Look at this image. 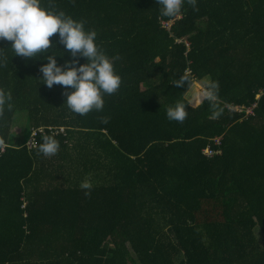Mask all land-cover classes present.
Here are the masks:
<instances>
[{
  "label": "trees",
  "instance_id": "obj_1",
  "mask_svg": "<svg viewBox=\"0 0 264 264\" xmlns=\"http://www.w3.org/2000/svg\"><path fill=\"white\" fill-rule=\"evenodd\" d=\"M51 4L97 32L122 83L79 116L39 80L46 59L0 41V264H264V0L171 18L156 0ZM184 72L190 88L173 82ZM203 80L219 84L215 107L187 99ZM177 101L191 104L182 123L166 116ZM46 135L55 155L38 150Z\"/></svg>",
  "mask_w": 264,
  "mask_h": 264
},
{
  "label": "clouds",
  "instance_id": "obj_2",
  "mask_svg": "<svg viewBox=\"0 0 264 264\" xmlns=\"http://www.w3.org/2000/svg\"><path fill=\"white\" fill-rule=\"evenodd\" d=\"M160 5L159 13L162 17H177L181 14L185 4L197 8V0H156ZM58 34L56 46L50 37ZM7 40L15 56L24 58L46 59L40 67L42 73L39 80L48 88L54 85L64 87L66 102L64 104L71 112L86 116L92 111H103L105 97L115 94L121 87L122 77L116 70L113 58L109 57L97 41V32L86 28L85 22L67 14L64 10L55 9L51 0L48 4L43 0H0V41ZM3 48V47H0ZM60 49L61 54H54ZM69 53L73 59L63 65L58 63L57 56ZM86 58V63H80L79 58ZM5 58L0 55V66ZM176 86L188 82L192 86L190 74L184 72L178 80L173 81ZM72 89V91H69ZM219 84L216 81L206 82L200 95L212 107L218 101ZM12 97L0 90V108L7 105L11 110ZM190 103L177 101L166 109L169 121L184 122L188 116ZM220 111H214L212 118H218ZM107 123V118L104 119ZM60 144L54 135L43 137L39 145V152L45 156L55 155ZM89 189L90 185H81ZM86 195L89 193L86 191Z\"/></svg>",
  "mask_w": 264,
  "mask_h": 264
},
{
  "label": "rangeland",
  "instance_id": "obj_3",
  "mask_svg": "<svg viewBox=\"0 0 264 264\" xmlns=\"http://www.w3.org/2000/svg\"><path fill=\"white\" fill-rule=\"evenodd\" d=\"M206 82H208V80H203L202 82L201 81L200 82H196L194 84V86L192 87V89L189 91L187 99L192 102L196 98V96L199 94V92L202 91V89L205 88ZM260 98H262V96L258 97V99H260ZM22 126H23V122L22 121L20 123H17L16 127L14 128V132L16 133V135H18L19 133H22V131H23ZM21 136H22V134H21ZM33 136L35 137L36 135L33 134ZM33 141H35V138L30 139L28 145L32 144Z\"/></svg>",
  "mask_w": 264,
  "mask_h": 264
},
{
  "label": "built area",
  "instance_id": "obj_4",
  "mask_svg": "<svg viewBox=\"0 0 264 264\" xmlns=\"http://www.w3.org/2000/svg\"><path fill=\"white\" fill-rule=\"evenodd\" d=\"M168 26V25H167ZM35 135H37V133L35 134ZM35 138V137H34ZM38 146V143L36 142V138H35V141H33V143L32 144H30V147L31 148H35V147H37ZM206 153H209L210 155H212V154H214V151L211 149V148H207L206 149Z\"/></svg>",
  "mask_w": 264,
  "mask_h": 264
}]
</instances>
